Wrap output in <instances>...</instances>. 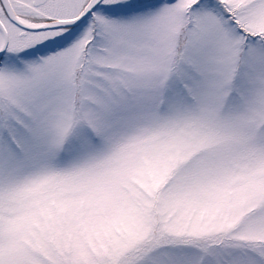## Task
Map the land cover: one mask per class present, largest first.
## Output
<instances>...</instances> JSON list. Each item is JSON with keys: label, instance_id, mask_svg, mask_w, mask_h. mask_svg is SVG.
<instances>
[{"label": "snow or ice", "instance_id": "obj_1", "mask_svg": "<svg viewBox=\"0 0 264 264\" xmlns=\"http://www.w3.org/2000/svg\"><path fill=\"white\" fill-rule=\"evenodd\" d=\"M0 264H264V0H0Z\"/></svg>", "mask_w": 264, "mask_h": 264}]
</instances>
